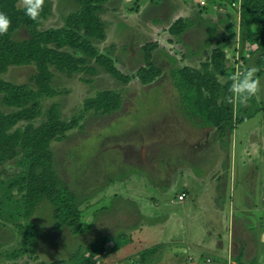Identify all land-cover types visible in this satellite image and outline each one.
I'll list each match as a JSON object with an SVG mask.
<instances>
[{"label": "rangeland", "instance_id": "1", "mask_svg": "<svg viewBox=\"0 0 264 264\" xmlns=\"http://www.w3.org/2000/svg\"><path fill=\"white\" fill-rule=\"evenodd\" d=\"M50 1L41 30L62 26L79 9L75 0ZM106 6L99 51L131 74L144 63L142 44L157 40L153 64L162 75L144 86L123 84L101 68L89 83L83 74H55L54 92L41 99L33 123H43L53 104L64 119L77 118L51 149L91 226L77 235L55 229L48 201L26 217L19 210L21 193L11 187L19 159L10 160L0 166V264H68L78 246L119 233L130 241L116 251L107 247L100 264H264V68L255 46L244 43L240 0H111ZM179 17L191 24L172 36L167 29ZM14 37L22 41L29 33L21 27ZM216 51L226 53L232 76L255 67L260 79L256 97L247 104L234 100L242 122L224 137L187 116L172 77L173 70L199 67ZM34 73L31 64L10 66L1 76L33 87ZM102 90L122 94L124 105L111 117L84 108ZM176 101L179 107L169 106ZM0 111H11L1 95Z\"/></svg>", "mask_w": 264, "mask_h": 264}, {"label": "trees", "instance_id": "2", "mask_svg": "<svg viewBox=\"0 0 264 264\" xmlns=\"http://www.w3.org/2000/svg\"><path fill=\"white\" fill-rule=\"evenodd\" d=\"M79 9L65 16L64 24L45 30L39 29L42 20L51 13V1L44 0L38 20L25 15L24 7L17 6L18 0H0V12L10 20L8 31L0 35V95L2 104L11 109L0 111V166L10 160L19 159L21 171L11 184L21 193L19 210L31 217L42 201L53 205V226L68 228L72 235L90 229V221L83 220V210L76 193L59 172L51 149L53 141L63 138L78 125L77 118L64 119L57 104L45 112L46 120L35 125L33 120L41 115L40 101L54 90L56 73L67 77L83 74L85 82H91L100 68L123 84L132 80L144 86H153L162 75L161 67L153 64V53L159 47L157 40L142 44L144 63L133 73L122 72L117 59L108 51L101 52L97 44L106 39L103 15L111 0H75ZM243 14L244 43L255 46L259 69L264 68V0H240ZM191 24L190 20L177 18L168 27L172 36L181 35ZM25 27L29 38L22 41L14 34ZM224 51H216L199 67L183 66L173 70L172 77L180 91L182 105L187 116L197 124H204L224 137L231 132L242 118L235 116L233 102L229 103L228 89L231 80L221 83L218 76H232ZM35 66L31 76L33 87L4 80L1 74L10 66ZM124 105L122 94L116 90H102L84 102L85 110L111 117ZM125 233L114 237H101L87 246H78L68 264H100L110 251H116L128 243ZM57 261L53 264H65Z\"/></svg>", "mask_w": 264, "mask_h": 264}, {"label": "clouds", "instance_id": "3", "mask_svg": "<svg viewBox=\"0 0 264 264\" xmlns=\"http://www.w3.org/2000/svg\"><path fill=\"white\" fill-rule=\"evenodd\" d=\"M44 0H24V12L32 20H38L42 11ZM10 20L0 12V35H4L9 28ZM258 69L250 67L244 71L237 72L230 77V95L226 98L229 103L234 100L239 104H247L250 99L256 97L260 91V79L257 77Z\"/></svg>", "mask_w": 264, "mask_h": 264}, {"label": "built area", "instance_id": "4", "mask_svg": "<svg viewBox=\"0 0 264 264\" xmlns=\"http://www.w3.org/2000/svg\"><path fill=\"white\" fill-rule=\"evenodd\" d=\"M177 198H178V200H183L184 194H179ZM206 262H210V260L207 259Z\"/></svg>", "mask_w": 264, "mask_h": 264}, {"label": "crops", "instance_id": "5", "mask_svg": "<svg viewBox=\"0 0 264 264\" xmlns=\"http://www.w3.org/2000/svg\"><path fill=\"white\" fill-rule=\"evenodd\" d=\"M169 106H178L179 107V101H176V102H170L169 103Z\"/></svg>", "mask_w": 264, "mask_h": 264}]
</instances>
